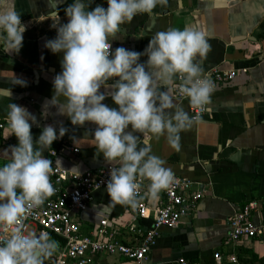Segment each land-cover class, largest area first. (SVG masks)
<instances>
[{"label":"crops","instance_id":"0c3cea01","mask_svg":"<svg viewBox=\"0 0 264 264\" xmlns=\"http://www.w3.org/2000/svg\"><path fill=\"white\" fill-rule=\"evenodd\" d=\"M71 3L73 0H61L58 4L60 24L68 22L65 9ZM97 5L108 7L107 0H92L88 10ZM7 7L21 14L26 30L23 47L12 55L3 52L0 31V89H11L12 93L10 99L0 94V165L10 159L2 155L3 151L10 145L18 146L17 137L9 135L7 105L11 102L26 107L37 117L31 127L34 148L38 147L35 141L44 126L53 125L58 136L61 124L67 129L62 138L44 149L45 158L72 172L98 170L107 161L94 145L97 125H73L68 116L57 114L46 103L53 96V79L62 72L63 59V52L53 53L45 47L46 41L57 36L49 17L53 11L49 0H7ZM169 27H195L206 33L212 50L203 61L202 74L219 68L234 69L236 76L218 85L207 112L191 128L180 132L178 150L168 143L166 135L157 139L149 134L151 154L163 159L164 167L173 174L189 179L192 189L202 191L203 196L195 211L176 226L160 227L148 258L155 264H169L179 257L186 258L189 264H208L213 253L220 252L224 257L234 253L241 264H264V234L239 244L226 240L233 212L251 199L264 202V0H168L167 6L158 5L152 14H138L131 22L120 25L116 38H110L112 50L124 47L144 52L152 35ZM147 59L142 55L139 62ZM37 67L41 71L33 77ZM14 77L26 80L27 86L12 84ZM115 79L118 78H110L108 84ZM110 90L104 86L100 89ZM160 90L166 89L160 86ZM175 99L188 112V100ZM102 103L118 109L111 96ZM44 111L46 115H42ZM135 134L141 137L143 147L142 134ZM66 146L78 148L79 152L73 153ZM52 151L57 153L52 155ZM149 184L145 179L144 193ZM160 197L161 194L155 200L143 199L154 208ZM103 216L113 219L122 242H134V235L125 228L134 220L130 206L113 205L106 189L93 191L88 210L78 214L80 234H94ZM152 216L138 219L137 223L150 228ZM252 219L264 224V208ZM53 263V255L44 260V264ZM91 264L132 263L123 256L100 253L93 256Z\"/></svg>","mask_w":264,"mask_h":264},{"label":"clouds","instance_id":"9594fccd","mask_svg":"<svg viewBox=\"0 0 264 264\" xmlns=\"http://www.w3.org/2000/svg\"><path fill=\"white\" fill-rule=\"evenodd\" d=\"M60 2L49 0L53 9L49 17L57 36L46 41L45 47L53 53L63 52L62 72L55 75L53 96L46 103L57 114L68 116L73 125H97L94 145L98 152L110 164L119 163V167H111L107 181L111 203L135 209L140 199L155 200L175 182L172 170L151 154L147 141L149 134L157 139L166 135L168 143L178 150L180 132L194 123L189 112L176 102L177 77L181 81L179 93L188 99L190 107L204 111L211 103L216 85L210 77L202 78V65L212 45L199 28L169 27L152 35L144 52L124 47L113 51L110 38H116L120 25L138 14H152L158 5L167 6L168 0H107L106 9L97 5L93 10H88L92 0H73L65 9L68 22L64 24L57 19ZM25 30L21 14L9 9L7 0H0L3 52L18 54ZM142 55L148 57L144 63L139 62ZM110 78L118 79L109 85ZM11 82L27 86V81L18 77ZM102 86L111 90L101 92ZM160 86L166 90L161 91ZM0 94L9 99L12 96L11 89H0ZM106 96H111L118 109L102 103ZM7 109L9 135L17 137L18 146L10 145L3 151L2 155L10 159L0 166V229L10 231L9 238L0 244V264H44L59 244L46 232L37 235L28 231L23 221L29 210L55 194L50 181L52 161L42 152L67 129L61 124L58 136L53 125L44 126L34 148L31 127L37 117L16 103L10 102ZM135 133L142 134L143 147ZM138 178L150 181L143 197L139 195Z\"/></svg>","mask_w":264,"mask_h":264},{"label":"built area","instance_id":"2783aa9c","mask_svg":"<svg viewBox=\"0 0 264 264\" xmlns=\"http://www.w3.org/2000/svg\"><path fill=\"white\" fill-rule=\"evenodd\" d=\"M236 76L234 69L214 68L202 74L210 77L216 87L231 81ZM180 79L175 82L178 99H185L179 93ZM199 108H192L188 102V112L194 121L199 120L206 112ZM2 125L0 124V127ZM78 153V148H71ZM64 149V148H63ZM61 149L60 151L62 152ZM57 152L52 151V155ZM3 166V165H0ZM111 167H119V163L107 162L96 171L72 172L52 162L50 181L56 189L55 194L47 198L44 203L29 210L23 221L28 231H35L37 235L46 232L52 240L58 242V250L53 254V264H91L96 254L123 256L132 264H155L148 258L150 248L155 244L159 229L162 226H176L182 218L195 211L198 201L203 196L200 190L192 189V182L174 174L175 182L166 190L160 192L159 204L150 206L140 199L137 208L130 207L134 220L126 224V229L134 235V242L124 243L119 239V228L113 224V219L103 216L94 234L89 236L80 234V224L77 216L87 211L92 199V193L98 189H106L110 179ZM140 185L139 195L145 194L143 187L145 179H137ZM264 202L256 199L247 201L234 211L228 224L226 240L231 244H239L246 238H256L264 234V224L254 222L252 217L260 213ZM152 216V226L143 228L137 223L138 219ZM10 231L0 229V244L9 238ZM169 264H189L184 257L172 260ZM208 264H241L237 256L232 253L224 257L220 252H214Z\"/></svg>","mask_w":264,"mask_h":264},{"label":"water","instance_id":"95a60500","mask_svg":"<svg viewBox=\"0 0 264 264\" xmlns=\"http://www.w3.org/2000/svg\"><path fill=\"white\" fill-rule=\"evenodd\" d=\"M44 70H47V67H44ZM41 69L40 67H37L36 70L33 72V77H37V74L39 75Z\"/></svg>","mask_w":264,"mask_h":264}]
</instances>
